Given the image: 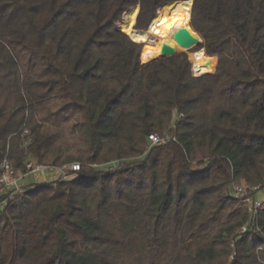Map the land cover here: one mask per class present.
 <instances>
[{"label":"trees","instance_id":"obj_1","mask_svg":"<svg viewBox=\"0 0 264 264\" xmlns=\"http://www.w3.org/2000/svg\"><path fill=\"white\" fill-rule=\"evenodd\" d=\"M179 1L210 75L117 27ZM4 157L79 170L0 197V264H264V211L238 235L230 192L264 182V0H0Z\"/></svg>","mask_w":264,"mask_h":264},{"label":"built area","instance_id":"obj_2","mask_svg":"<svg viewBox=\"0 0 264 264\" xmlns=\"http://www.w3.org/2000/svg\"><path fill=\"white\" fill-rule=\"evenodd\" d=\"M178 118L177 114H173V121ZM175 123L171 125L174 128ZM27 137V138H26ZM24 139V146L26 148L30 143V137L28 131H24L21 136ZM147 145L144 153H147L154 146L164 145L169 141H176L173 131H162L157 132L146 137ZM115 162H113L114 164ZM195 166V163H193ZM79 170V164L71 163L68 165H62L60 167H50L48 165L37 163L33 159H29L24 162L21 169H14L8 162L7 158L4 157L0 162V197L10 192L15 194H22L25 191L26 185L24 181L29 176L39 174H50L53 179L67 180L73 176L75 172ZM54 179V180H55ZM50 179V181H54ZM230 192L233 197L237 199L238 207L245 211L246 220L244 224L237 230L238 235L252 230H259V218L261 213L264 211V182L257 184V186L247 185L245 182L237 184L231 183ZM4 201L0 202V207Z\"/></svg>","mask_w":264,"mask_h":264},{"label":"bare ground","instance_id":"obj_3","mask_svg":"<svg viewBox=\"0 0 264 264\" xmlns=\"http://www.w3.org/2000/svg\"><path fill=\"white\" fill-rule=\"evenodd\" d=\"M190 10L191 1H179L165 5L164 8L156 13L155 18L146 31H136L134 30V25L139 11L136 5V7H132L128 12L122 15L121 20L118 22V27L121 32H124L133 42L144 45L142 49L143 59H145V62H149L155 53L164 52L163 50L170 52L188 50L182 47L180 48L175 42L173 35L179 31L180 28H186L192 36L198 37L191 32L188 26ZM189 60L192 65L194 76L206 72L210 65L209 60L204 56L203 50H196L195 52L189 53ZM214 69L215 64L210 73H213Z\"/></svg>","mask_w":264,"mask_h":264},{"label":"rangeland","instance_id":"obj_4","mask_svg":"<svg viewBox=\"0 0 264 264\" xmlns=\"http://www.w3.org/2000/svg\"><path fill=\"white\" fill-rule=\"evenodd\" d=\"M190 22V21H189ZM188 26H189V24H188ZM117 27H118V24H117ZM119 28V27H118ZM189 29H190V27H189ZM191 30V29H190ZM140 31V30H139ZM193 33V32H192ZM194 34V33H193ZM196 35V34H195ZM143 45V44H142ZM196 47L197 46H195L194 48H192V49H189V50H181L180 52H178V53H181V52H184L186 55H187V57H188V61H189V63L191 64V62H190V60H189V53H192V52H195L196 50H199V49H196ZM144 48V47H143ZM142 48V49H143ZM142 52V51H141ZM170 52V51H169ZM204 52V51H203ZM143 53V52H142ZM159 54H161V55H164V52H158ZM205 55V54H204ZM160 58H162V57H157V58H155V60L156 59H160ZM208 58V57H207ZM144 60V61H143ZM142 61L144 62V63H149V62H145V59H143ZM150 62H152V61H150ZM212 61H210L209 62V66H208V69H207V71L206 72H204L203 73V75H207V74H205V73H208V72H210V70L212 69ZM216 64V63H215ZM217 65V64H216ZM191 73H192V76H194V74H193V70H192V66H191ZM208 74H210V73H208ZM200 76H201V74H199ZM198 75V76H199ZM194 77H196V76H194ZM175 114V113H174ZM161 131H168V129H166V130H161ZM161 131H158V132H161ZM114 162V161H113ZM43 164V163H42ZM100 168H103V169H108L109 167L107 166V165H105V166H100ZM69 178H72V177H69ZM50 179H52V180H54L53 179V176H51L50 174H39V175H34V176H29V177H27L26 179H25V181H24V185H26V187L29 185V184H32V183H36V184H39V183H41V182H49L50 181ZM238 182V181H237ZM243 183H244V181H243ZM239 184H241V183H239Z\"/></svg>","mask_w":264,"mask_h":264},{"label":"water","instance_id":"obj_5","mask_svg":"<svg viewBox=\"0 0 264 264\" xmlns=\"http://www.w3.org/2000/svg\"><path fill=\"white\" fill-rule=\"evenodd\" d=\"M191 5H192V1H191ZM173 36H174L175 42L177 43V45L180 48L182 47V48L188 49V50L194 48L195 46H199L202 43V42H200L201 40L199 37L192 36V34L186 28H180V30L177 31ZM139 44H141V43H139ZM163 51H164V56L162 58H166V57L177 54V53H170L167 50H163Z\"/></svg>","mask_w":264,"mask_h":264},{"label":"crops","instance_id":"obj_6","mask_svg":"<svg viewBox=\"0 0 264 264\" xmlns=\"http://www.w3.org/2000/svg\"><path fill=\"white\" fill-rule=\"evenodd\" d=\"M214 59V64L216 63V58L212 57ZM215 68H216V64H215ZM215 71V69H214Z\"/></svg>","mask_w":264,"mask_h":264}]
</instances>
